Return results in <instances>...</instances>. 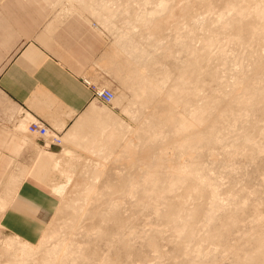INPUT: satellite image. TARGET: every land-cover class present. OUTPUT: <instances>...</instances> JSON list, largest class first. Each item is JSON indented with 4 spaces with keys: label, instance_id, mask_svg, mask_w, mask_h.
<instances>
[{
    "label": "bare ground",
    "instance_id": "6f19581e",
    "mask_svg": "<svg viewBox=\"0 0 264 264\" xmlns=\"http://www.w3.org/2000/svg\"><path fill=\"white\" fill-rule=\"evenodd\" d=\"M69 1L74 4L70 8L89 10L112 29L118 44L132 34L131 29L147 31L142 34L146 45L138 63L126 57L136 58L132 45L120 51L117 45L114 53V76L132 92L119 111L136 120V126L107 106L92 105L61 136L51 129L47 134L51 132V137L37 133L50 143L59 142L53 137L60 139L58 168L66 171L78 162L82 180L78 182L80 173L74 174L76 191L73 186L70 193L74 195L69 193L58 210L68 217H54L36 243L9 238L0 249V264H124L120 253L131 250L134 238L143 234L150 238L166 230L175 236L181 264H217L218 255L227 264H264V54L256 57L251 50L259 45L264 51V0H224L219 11L213 9L212 0H201L205 13L194 20L187 12L190 0ZM68 10L61 14H69ZM163 29L172 30L166 33L171 48L165 53L166 36L158 34L159 39H153ZM175 51L184 57L174 58V53L179 54ZM169 54L174 59L171 64L164 61ZM120 100L114 95L111 102L119 104ZM153 103L148 110L144 108ZM80 150L96 157L85 153L82 157ZM257 159H261L262 172L261 162L254 169ZM251 164L261 178L260 185L254 179L256 187L250 189L237 176ZM224 168L234 178L228 182H236L226 183L229 189L226 186L225 190L220 187L226 182ZM17 185V181L10 182L1 196L0 215ZM65 187L66 183L60 184L56 192ZM126 204L128 210L129 205L143 206L144 213L148 212L143 231L137 227L124 231ZM249 209L252 215L246 212V219L243 211ZM88 217L91 221L86 227ZM152 218L165 227H158ZM81 219L84 226L77 228ZM218 225L248 229L240 235L247 243L242 240V247L247 248L227 244L230 232L225 235V231L224 237ZM204 233L212 236L209 249Z\"/></svg>",
    "mask_w": 264,
    "mask_h": 264
},
{
    "label": "crops",
    "instance_id": "0c3cea01",
    "mask_svg": "<svg viewBox=\"0 0 264 264\" xmlns=\"http://www.w3.org/2000/svg\"><path fill=\"white\" fill-rule=\"evenodd\" d=\"M55 1L0 0V172L18 182L0 223L28 243L42 237L64 183L49 184L52 193L41 182L56 171L60 139L26 127L39 121L61 136L96 104L91 86L106 87L116 68L102 29L85 12L62 15Z\"/></svg>",
    "mask_w": 264,
    "mask_h": 264
},
{
    "label": "rangeland",
    "instance_id": "374dc122",
    "mask_svg": "<svg viewBox=\"0 0 264 264\" xmlns=\"http://www.w3.org/2000/svg\"><path fill=\"white\" fill-rule=\"evenodd\" d=\"M50 1L51 0H47V3L48 4H50ZM58 1L59 0H56L55 1V3H54V6H55V8L57 9L58 8V12H62V11H64L65 10V8H68L69 10H68V12H69V14H72V13H87L88 15H89V17L97 24V26H99L101 29H102V31H103V34H104V37H105V39H106V41H107V43H108V48H109V50H112L113 49V53H117L118 51H120L121 50V48H122V46H126L127 47V49H129V46L130 45H132L133 47H134V56L136 57V58H132L129 54L126 56L127 57V59H129V61L131 60V61H136V63H138L140 60H139V57H140V54H142V52L144 51V49H145V45H146V42H145V39L143 38V35H145L146 34V32L147 31H145L144 30V32L143 31H141V30H139V29H137L136 30V28L135 29H131L130 30V32L132 31V34H129V36L127 37V39L126 38H123V39H125V40H123L122 39V41H120V43H122V44H118L117 42L118 41H116V38H115V35H114V32L112 31V29H110L109 27H107L106 25H104L99 19H98V17L96 16V15H94L92 12H90L89 10H85V9H83V10H81V9H77V7L75 8H70V5H72L73 3H70V1L68 0V4H67V1L66 0H60L61 2V4L60 5H58V4H56V3H58ZM184 1H186L187 2V0H184ZM199 1V2H198ZM201 0H190V1H188L189 2V4L188 5H190L189 7H188V11L187 12H189V16L191 17V18H193V20L196 18V15L198 14V16H202L203 14L202 13H205V11L204 10H206V8L204 9V6L202 5L203 3L202 2H200ZM213 1V9H215L216 11H219L220 10V7H221V9H222V7L224 6L223 4H224V0H212ZM223 1V2H222ZM187 2V3H188ZM197 2V3H196ZM185 3V2H184ZM199 6L200 4V6H199V9H198V6L196 5V4ZM58 5V6H57ZM74 5V4H73ZM196 5V6H195ZM223 5V6H222ZM65 6V7H64ZM131 6H133V5H131ZM195 6V7H194ZM219 7V8H218ZM194 8H195V10H194ZM201 8V9H200ZM217 8V9H216ZM132 9V8H131ZM219 9V10H218ZM199 11H200V13H199ZM54 12L55 11H52L50 14H54ZM123 12V11H122ZM122 12L121 11H119V13L122 15ZM214 12V11H213ZM193 13H195V14H193ZM212 13V12H211ZM200 14V15H199ZM202 14V15H201ZM206 14H208V15H210L209 14V12L208 13H206ZM62 15H68V13H65V14H62ZM120 15V17H122L123 19H125V16H121ZM192 15V16H191ZM187 16H188V14H187ZM205 16V15H204ZM185 17V16H184ZM183 16H182V18L183 19H185ZM210 17H212L211 15H210ZM180 18V21H182L183 19H181V17H179ZM188 18V17H187ZM179 21V22H180ZM186 22V19L185 20H183V22ZM184 22V23H185ZM198 21L196 20V23H197ZM200 22V21H199ZM182 22H180V24H181ZM206 23V22H205ZM129 25H128V27L129 26H131L132 25V21L130 22V23H128ZM198 25H199V23H197ZM212 25H210V26H208V28L209 27H211ZM134 30H136V31H134ZM164 30V31H163ZM162 31H159L158 33H155V36L153 35V39H155V41H156V38L157 39H159V37H160V35H161V37H165L166 36V33H167V35L171 32L172 33V30H169V29H163ZM129 32V33H130ZM164 32V33H163ZM143 33H145V34H143ZM143 34V35H142ZM158 34H160V35H158ZM163 34V35H162ZM170 35V34H169ZM166 38V39H165ZM164 39L165 40H163V42H164V44H165V42H166V45H167V47L165 48V47H162V48H160L159 50H161L160 52L161 53H165V51H167V48H171V42L170 41H168L167 42V36L165 37ZM126 43V44H125ZM124 44V45H123ZM196 44H198V43H196ZM119 46L118 47V49H115L116 48V46ZM169 46V47H168ZM255 46H257V45H255ZM255 46H253L254 48H255ZM259 46V45H258ZM257 46V47H258ZM255 48V49H257L256 51L252 48L251 50H253L252 51V54H255L256 55V57H258L257 56V54L259 55H261L262 53L264 54V51H262V48H260L259 49V47L258 48ZM164 48H165V50H164ZM235 48V47H234ZM164 51H163V50ZM231 49H233V48H231L230 47V49L228 50V52L231 50ZM117 52H116V51ZM171 50V49H170ZM163 51V52H162ZM233 50H231L230 52H232ZM254 51H255V53H254ZM170 52V51H169ZM176 52V51H175ZM230 52H229V54H230ZM176 53H179V51H177ZM182 52H180L178 55H180V56H178V55H176L175 53L173 54V56H174V58L177 56V58H181V57H184V55L185 54H181ZM115 54H114V57H115ZM122 54V53H121ZM120 54V55H121ZM232 54V53H231ZM250 54V53H249ZM251 54V55H252ZM262 54V55H263ZM182 55V56H181ZM250 55V56H251ZM255 55L253 56L252 55V59H254V57H255ZM122 56V55H121ZM173 56L172 55H166L165 56V58L167 59H165L164 57H163V59H165L164 61L165 62H167V63H169V64H171L172 63V61L174 60L173 59ZM249 56V57H250ZM251 58V57H250ZM130 61V62H131ZM215 61V59H212V63ZM217 61H215L214 63H216ZM132 64H133V62H131ZM109 76H110V82H109V84H107V86L106 87H108V88H110L113 92H114V95L117 97L118 96V98H122V100H120L119 101V104H115L113 101L110 103V104H106V103H102L101 101H99V100H97V99H95V101H94V103H96L95 105L96 106H99V107H103V106H107L108 108H110V110H112L114 113H116V114H118L120 117H122L124 120H126L127 122H129L131 125H134V126H136V124H134L135 123V121H133V120H131L128 116H126L122 111H119V110H121V106L122 105H125L127 102H128V99H131L132 97V92H131V89L129 88V87H127V86H125V85H123V84H121V82H119V80H117L116 79V77H114L113 76V74L112 73H110L109 74ZM125 86V87H124ZM168 88V87H167ZM120 95V96H119ZM123 95V96H122ZM122 96V97H121ZM130 97V98H129ZM124 98V99H123ZM122 101V102H121ZM126 101V102H125ZM121 102V103H120ZM125 102V103H124ZM123 103V104H122ZM115 104V105H114ZM151 106H154V103L153 104H150V105H148V106H145L144 108L145 109H149ZM128 117V118H127ZM138 122V121H137ZM74 123H72L69 127H71L72 125H73ZM68 129V128H67ZM66 129V130H67ZM35 134H37V133H35ZM38 135V134H37ZM47 138V137H46ZM49 138H47V140H48ZM60 146V145H59ZM61 149H62V146H61ZM62 151V150H61ZM144 152H146V151H144ZM85 152H84V150H80V155L83 157L84 155L85 156H91V157H96V156H93V155H91V154H87V152L84 154ZM84 154V155H83ZM88 156V157H89ZM99 158V157H98ZM97 159V158H96ZM97 160H100V158L99 159H97ZM110 162V161H109ZM257 162H259L258 161V159H257ZM257 162L255 163V165H257V166H255V168L254 169H259V170H261L260 172H262L263 170H262V168L261 167H263L262 166V162H261V159H260V162H261V166L259 165L260 164V162L257 164ZM107 163H108V161H107ZM110 163H112V162H110ZM113 164V163H112ZM258 165L260 166L259 168H256V167H258ZM113 166H115V165H113ZM218 166V165H217ZM254 166V165H253ZM56 171H52V172H50V174H51V180L50 181H48V184L45 182V181H41L45 186H47L48 187V189L52 192V193H54L53 191H52V189H51V187H50V185L49 184H56V183H66V187L64 188V190L63 191H60V192H57V193H54V195L57 197V199L59 200V202H58V207H57V209H56V211H55V214L53 215V217H52V219H54V217H56L57 218V216L58 217H62L63 219H64V216L67 214V216L66 217H68V213H64L63 212V214L62 213H59V208H60V206L63 204L62 202H64V198L66 197V199L67 198H69L70 196H69V193H70V191H72L73 189H75L74 191H76V184H75V182H77L78 180H77V177H80V176H83V175H81V173H80V171L78 172V170L77 169H79V163L78 162H73V163H71V165L69 166V168H67V170L66 171H61L58 167H57V164H56ZM216 166H214V168H215ZM221 168H223L222 166H220ZM244 167H246V166H244ZM213 168V169H214ZM248 168V169H247ZM253 168H252V164L249 166L248 165V167H246L245 168V170H246V172H244L245 170H243V171H240L241 173H240V176L238 175L237 177H239L240 179L239 180H243L244 182H245V180H246V185L245 186H250V189L251 188H253V187H256V186H254V179H255V181H257L256 179H258V176L259 175H257V174H260V172L259 173H256V171L255 170H253ZM217 169L218 170H216V169H214V171L216 170L217 172L219 171V166L217 167ZM225 170L223 171V170H220L221 171V174L223 175V177L222 176H220V174L218 173V175H217V173L216 172H214V173H216V175H217V178L220 176V178L222 177V178H225V180H226V182L224 181V180H222V179H219L221 182H225V184H222L220 187L221 188H224V190L225 189H229V186H231V185H235V183L236 182H234L233 184H231L230 182H228V180L229 181H233L234 180V178L233 177H229V175H227L228 173H226V172H228V171H226V168H224ZM228 170V169H227ZM259 170H257V172L259 171ZM223 171V172H222ZM253 171V172H252ZM252 172V173H251ZM77 173H80V174H78L77 175V177H75L74 176V174H77ZM244 175H243V174ZM255 173V175H257V176H255L254 177V174ZM243 176H242V175ZM251 174V175H250ZM11 175H13V173H7V172H5V173H1L0 172V198H1V196H4L6 193H7V190H8V187H7V183H9L10 182V176ZM68 175V176H67ZM227 175V176H226ZM248 176H250V177H248ZM73 177L74 178H76V180H74L73 179ZM242 177V178H241ZM244 177V178H243ZM252 177H254L253 178V182L250 180V179H252ZM257 177V178H256ZM82 177H80L79 178V181L78 182H81V179ZM233 178V179H232ZM248 178V179H247ZM261 178V177H260ZM259 178V179H260ZM70 179V180H69ZM81 179V180H80ZM259 179H258V181H259ZM73 180H74V182H73ZM248 180V181H247ZM249 181H251V182H249ZM257 181V182H258ZM77 182V183H78ZM241 182V181H240ZM250 183L251 185H253V186H251L250 184H248V183ZM256 182V183H257ZM226 183H228L229 184V186H227L226 185ZM244 183V184H245ZM256 183H255V185H256ZM74 184V185H73ZM231 184V185H230ZM248 184V185H247ZM76 185V186H75ZM237 185H239V184H237ZM258 185H260V181H259V184H257V187H258ZM74 186V188L72 189V187ZM225 186V187H224ZM226 186H227V188H226ZM7 188V189H6ZM220 188V189H221ZM249 188V187H248ZM73 191V193H75ZM6 192V193H5ZM221 192H223V190L221 189ZM72 193V192H71ZM70 193V194H71ZM72 193V194H73ZM66 194V195H65ZM225 194H227V193H225ZM74 195V194H73ZM69 196V197H68ZM63 197V198H62ZM71 197H72V195H71ZM199 201V199L198 200H196L195 202H198ZM127 205L128 204H126V211L124 212V220L126 221V226H125V228H124V231H128L129 229L128 228H131V227H137V229L139 230V231H141V229H142V231H143V221H144V219L145 218H149V216H147L148 215V212H146L145 211V213H144V210L145 209H143L144 207L142 206H140V208L138 207H135V208H133L132 206H128V208H129V210L127 209ZM131 207L133 208V210L134 211H132V209H131ZM194 207V205L193 204H191L190 205V208H193ZM135 209H137V210H135ZM140 210V211H139ZM246 212H247V215H248V213H250L251 212V210L249 209V211L248 210H245V212L243 211V217L244 218H248L249 217V215H252V212L248 215V217H247V215H246ZM58 213V214H57ZM144 213V214H143ZM57 214V215H56ZM61 214V215H60ZM239 214H241L242 215V213H239ZM56 215V216H55ZM146 216V217H145ZM246 216V217H245ZM60 217V218H61ZM66 217H65V220H66ZM240 217V219H241V217L242 216H239ZM242 217V218H243ZM250 217H252V216H250ZM55 218V220H57ZM59 218V219H60ZM85 218V220H86V216L84 217ZM91 219V217H88V219L87 220H89V221H86V223L88 224V223H90V219ZM243 218V219H244ZM52 219H51V221H52ZM58 219V220H59ZM153 219V221L157 224V225H159V224H162V222H160V220L159 221H157V219L156 220H154V218H152ZM246 219H245V222H246ZM250 219V218H249ZM248 219V220H249ZM82 220L83 219H81L78 223L80 224L77 228H81V225L82 226H84L83 224L85 223V221H84V223H82ZM60 221H62V220H60ZM82 224H81V223ZM77 223V224H78ZM165 223H163L162 225H164ZM86 225V224H85ZM162 225L160 226H158V227H162ZM89 226V224L88 225H86V227H88ZM219 227H220V231L222 232V235H224V233H225V231H226V233H225V235H227V233H231L232 234V232H233V237H232V235L230 234H228V236H229V239H226L225 240V242H227V244H229V245H231L230 243H233L232 245H234L235 244V246L236 245H238V246H236V247H238V249H239V247H242V245H243V243H245L244 242V240H243V238L242 237H240V235H242V234H244V232H248V229H243L244 228V226H243V228H242V226H238V228L239 229H237V227H234L233 225H231L232 227V229L229 227L230 225H226V226H224V227H222V226H220V225H218ZM228 226V227H227ZM164 227H165V225H164ZM240 227L243 229H240ZM74 230H76V227H75V229ZM228 230H230V231H228ZM239 230V237H238V235H237V231ZM240 230H242V232L240 231ZM169 231V230H168ZM167 230H166V232L164 231V233L163 234H152V236L150 237V238H147L146 237V235L147 234H143V237L142 238H134L133 239V247H131V250H127V251H125V252H121L120 253V257L122 258V260L124 261V264L125 263H127V264H181L180 263V260H181V255H180V253H181V251H179L178 249H177V247L174 245V243H175V236L171 233V231L170 232H168ZM224 231V232H223ZM235 232H237V233H235ZM147 233V232H146ZM173 235V236H172ZM225 235H224V237H225ZM228 236H226V238L228 237ZM244 236V235H243ZM202 237L204 238V240H205V242H206V244L208 243V241H209V239L210 240H212V236L210 235V238H209V235H207L206 233H204L203 235H202ZM222 238H224L223 236H221ZM220 237V238H221ZM6 238H8V239H6ZM12 239V238H15L14 236H13V234L12 233H10V232H8V231H6L3 227H2V225H1V223H0V249L1 248H3L4 246H5V242H7L8 240H10V239ZM209 238V239H208ZM218 237H216V239H217ZM230 238H231V241H230ZM237 238H239V240H237ZM245 238V237H244ZM84 239H86V238H84ZM83 239V240H84ZM225 239V238H224ZM233 239H236L235 241H233ZM223 240V239H222ZM228 240H229V242H228ZM243 240V243L241 242ZM217 241H219V239H217L215 242H217ZM237 241V242H236ZM239 241V242H238ZM246 241V240H245ZM235 242V243H234ZM210 243V242H209ZM209 243L207 244V249H209V247L211 248V246L213 247V245H212V243L209 245ZM219 243V242H218ZM222 243V242H221ZM238 243V244H237ZM220 244V243H219ZM226 243H224V245H225ZM240 244H241V246H240ZM245 244H247V243H245ZM244 244V247H246V245ZM3 245V246H2ZM87 245V244H86ZM248 246V245H247ZM86 247H88V245L86 246ZM221 247V249L223 250L224 248L222 247V246H220ZM244 247H242L243 249H246V248H244ZM133 248V249H132ZM204 248H206V245H205V247ZM227 248V247H226ZM242 248H240V249H242ZM220 249V248H219ZM239 249V250H240ZM225 250V249H224ZM217 254H218V252H217ZM217 254L215 255V256H217ZM179 257H180V259H179ZM216 258V262L215 263H217V264H227L228 263V261H227V259H221L222 260V262H220L221 260H219L220 258H222V257H219V255L217 256V257H215ZM227 261V262H226ZM89 264H94V263H89Z\"/></svg>",
    "mask_w": 264,
    "mask_h": 264
},
{
    "label": "built area",
    "instance_id": "2783aa9c",
    "mask_svg": "<svg viewBox=\"0 0 264 264\" xmlns=\"http://www.w3.org/2000/svg\"><path fill=\"white\" fill-rule=\"evenodd\" d=\"M93 91H94V96L96 98H98L99 100L109 104L114 96V92L107 88V87H94L91 86ZM28 131L30 133H38L41 136H48L51 137L53 134L50 132L49 135L48 132L50 130V128H48L45 124L40 123L39 121L35 122H31L28 125ZM54 141H59V139H57L56 137H53Z\"/></svg>",
    "mask_w": 264,
    "mask_h": 264
}]
</instances>
